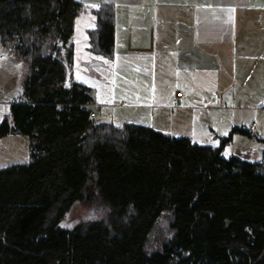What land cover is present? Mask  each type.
<instances>
[{"label":"trees","instance_id":"1","mask_svg":"<svg viewBox=\"0 0 264 264\" xmlns=\"http://www.w3.org/2000/svg\"><path fill=\"white\" fill-rule=\"evenodd\" d=\"M84 9L0 0V42L28 64L0 139H31L28 161L0 167V264H264V163L224 156L231 132L203 145L91 117L87 87L67 77ZM90 12L87 50L112 60L115 5ZM78 201L96 218L61 226Z\"/></svg>","mask_w":264,"mask_h":264},{"label":"crops","instance_id":"2","mask_svg":"<svg viewBox=\"0 0 264 264\" xmlns=\"http://www.w3.org/2000/svg\"><path fill=\"white\" fill-rule=\"evenodd\" d=\"M78 1L85 6L80 14L93 18L90 9L95 7L90 5L103 1L115 5V53L109 60L107 103L153 113L154 109H166L179 90L180 107L169 115L178 116L189 133L154 129L214 146L232 128L243 127L253 133L257 123L251 121L246 128L234 112L264 109V0ZM164 4L168 6L160 7ZM94 25L95 18L93 25L84 29L85 50L90 54L87 31ZM160 60L166 62L161 72L166 70L168 82L162 96L155 88ZM73 80L85 85L91 102L98 104L86 83ZM233 134L224 146V156L228 150L226 157L264 163L263 142H252L240 131Z\"/></svg>","mask_w":264,"mask_h":264},{"label":"rangeland","instance_id":"3","mask_svg":"<svg viewBox=\"0 0 264 264\" xmlns=\"http://www.w3.org/2000/svg\"><path fill=\"white\" fill-rule=\"evenodd\" d=\"M167 6V4H164L160 7ZM93 20L92 15L88 17L83 13L78 15L75 19L74 33L71 37V42L75 45V49L72 63L70 66H67V77L86 83V85L90 87L93 96L96 98L95 101H97L99 105L95 118L98 120L112 121L115 125H121L123 122L127 121L161 129L169 134L170 132H168V129H173V131L180 132L183 135L188 134L187 126L182 124L180 118L178 116L174 117L173 115H169L166 109H158L159 111L154 109L152 113L150 109H129L114 105V103L109 104L106 102L109 99L108 90L110 87L111 63L109 60L103 59L102 57V59H97V57H100L99 55H92L85 50L86 34L84 29L86 25H93ZM160 23H162V21ZM97 60H101L102 63L98 64ZM105 61H108V63H105ZM160 61H157L155 88L159 95L162 96L163 92H167L168 82L166 70L161 72V70L166 68V62ZM92 62L95 64H92ZM27 71V62L21 56L13 52L11 43L0 42V108L8 109L10 102L18 101L21 93L18 90H21L22 80ZM78 75L82 76L87 82L77 79ZM71 84L72 82L68 79L65 83V87L69 88ZM94 84L96 86H93ZM170 86L173 85L170 84ZM166 95L167 93L163 94V96ZM101 101H103V103ZM234 113L243 120L242 125L246 128H250L251 121L257 123V126L252 125L254 126L253 133L251 132L248 138L252 142L261 141L264 143V109H238ZM6 114H8V111L0 117V121ZM209 125H211V123L207 126ZM230 132L232 139L234 134L233 131L230 130ZM230 132L225 136L229 135ZM234 141L235 143H239L237 140ZM30 142L31 139L29 137L19 133L2 137L0 139V167L10 163L28 161L30 158ZM225 153H228V150ZM96 216L97 212L95 209L92 207L89 208L84 205L83 202L78 201L65 214L60 225L70 228L78 222L91 220L96 218ZM68 225L71 226L69 227Z\"/></svg>","mask_w":264,"mask_h":264},{"label":"built area","instance_id":"4","mask_svg":"<svg viewBox=\"0 0 264 264\" xmlns=\"http://www.w3.org/2000/svg\"><path fill=\"white\" fill-rule=\"evenodd\" d=\"M182 96L181 91H177L175 94V97L172 99V102L166 107L167 112L169 114H172L176 109H178L180 107L179 105V98ZM84 106L89 109V113L91 117L95 116V113L99 107L98 104L93 103V102H88L86 104H84Z\"/></svg>","mask_w":264,"mask_h":264},{"label":"snow or ice","instance_id":"5","mask_svg":"<svg viewBox=\"0 0 264 264\" xmlns=\"http://www.w3.org/2000/svg\"><path fill=\"white\" fill-rule=\"evenodd\" d=\"M91 7H97V5H95V4H93V5H90ZM94 19V18H93ZM6 58V57H5ZM97 59H102L101 57H97ZM105 63H108V61H105ZM16 67H19V66H16ZM77 79H79V80H82L83 82H87V80H84V78L82 77V76H80V75H78L77 76ZM66 86H68V85H66ZM93 86H96L95 84L93 85ZM177 87H179V85H177ZM19 92H21L22 93V90H18ZM102 103H103V101H101ZM8 111V109L7 108H0V117H2V115L5 113V112H7ZM226 155H227V153H225ZM69 227L71 226V225H68Z\"/></svg>","mask_w":264,"mask_h":264}]
</instances>
